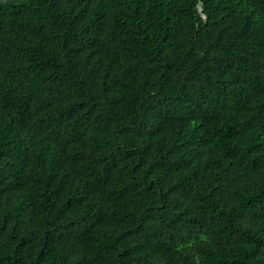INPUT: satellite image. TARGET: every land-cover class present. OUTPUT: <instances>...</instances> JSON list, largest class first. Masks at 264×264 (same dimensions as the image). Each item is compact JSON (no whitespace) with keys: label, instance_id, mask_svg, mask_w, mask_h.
<instances>
[{"label":"trees","instance_id":"obj_1","mask_svg":"<svg viewBox=\"0 0 264 264\" xmlns=\"http://www.w3.org/2000/svg\"><path fill=\"white\" fill-rule=\"evenodd\" d=\"M0 264H264V0H0Z\"/></svg>","mask_w":264,"mask_h":264}]
</instances>
